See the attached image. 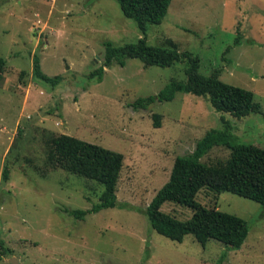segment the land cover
<instances>
[{
    "label": "rangeland",
    "instance_id": "rangeland-1",
    "mask_svg": "<svg viewBox=\"0 0 264 264\" xmlns=\"http://www.w3.org/2000/svg\"><path fill=\"white\" fill-rule=\"evenodd\" d=\"M142 33L116 0H0V241L10 251L0 264H264V206L231 192L203 187L196 200L238 215L248 235L238 249L215 239L205 245L157 233L146 207L168 180L177 156L190 153L207 130L231 125L236 140L264 148V0H171L147 43L197 56L198 73L252 93L259 112L237 118L216 112L203 97L177 92L172 100L133 109L138 97L184 80V62L147 65L126 58L103 63L104 43L136 42ZM34 55L56 85L32 74ZM160 114V127L152 115ZM66 134L123 154L117 205L76 219L65 209H88L102 186L50 160L51 139ZM217 145L201 161L224 162ZM9 170L3 179V170ZM161 209L187 219L172 202ZM1 249V248H0Z\"/></svg>",
    "mask_w": 264,
    "mask_h": 264
},
{
    "label": "trees",
    "instance_id": "trees-1",
    "mask_svg": "<svg viewBox=\"0 0 264 264\" xmlns=\"http://www.w3.org/2000/svg\"><path fill=\"white\" fill-rule=\"evenodd\" d=\"M122 13L135 21L142 37L136 42L114 45L104 43L103 63L89 73V78L102 79L104 68L113 62L125 65L126 58H138L145 66H171L184 62V80H171L157 94L138 97L131 107L145 109L154 101L172 100L177 92L190 93L208 100L216 112H228L240 118L250 112H259V105L252 100V93L246 89L223 83L214 74L202 76L198 73L197 56L189 51H180L169 41L167 46L147 43L146 31L149 24H159L167 13L171 0H116ZM5 61L0 57V80L3 78ZM32 74L51 85L61 81V76H48L40 67L39 58L34 55ZM154 127H160V114L152 115ZM231 125L223 120V128H211L197 140L194 149L183 156H177L171 167L168 180L158 189L146 207V216L151 227L159 234L181 242L186 234H192L201 245L215 239L229 248L238 249L248 235V224L242 217L206 207L196 200V194L208 187L215 194L231 192L253 200L264 206V148L251 143L239 142L231 132ZM230 149L224 162L206 164L200 159L214 146ZM50 160L55 167L102 186L98 201L88 209H65L76 219H83L88 213L117 205L116 187L123 165V154L79 138L60 134L51 139ZM9 170H3L7 179ZM172 202L190 208L193 212L187 219H179L161 207ZM0 260L10 250L0 241Z\"/></svg>",
    "mask_w": 264,
    "mask_h": 264
},
{
    "label": "water",
    "instance_id": "water-1",
    "mask_svg": "<svg viewBox=\"0 0 264 264\" xmlns=\"http://www.w3.org/2000/svg\"><path fill=\"white\" fill-rule=\"evenodd\" d=\"M10 263L11 264H21L15 257L10 258Z\"/></svg>",
    "mask_w": 264,
    "mask_h": 264
}]
</instances>
